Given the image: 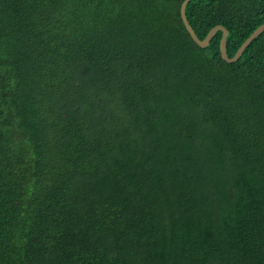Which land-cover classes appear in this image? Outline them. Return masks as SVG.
Masks as SVG:
<instances>
[{"label":"trees","instance_id":"16d2710c","mask_svg":"<svg viewBox=\"0 0 264 264\" xmlns=\"http://www.w3.org/2000/svg\"><path fill=\"white\" fill-rule=\"evenodd\" d=\"M184 1L0 0V264H264V32Z\"/></svg>","mask_w":264,"mask_h":264},{"label":"water","instance_id":"95a60500","mask_svg":"<svg viewBox=\"0 0 264 264\" xmlns=\"http://www.w3.org/2000/svg\"><path fill=\"white\" fill-rule=\"evenodd\" d=\"M191 1L192 0H185L181 7V16H182V20L185 24L187 31L189 32L190 36L195 41V43L198 44L201 48L209 47L211 44V41L214 39L217 32L223 31V37H222L220 49H221V55H222L223 60L228 63H237L243 56L246 49L264 32V24H263L244 42V44L241 46L237 54L233 58H230L228 55V50H227V38L229 36V31L225 29L224 27L222 26L215 27L214 29L211 30V32L208 34V36L204 40H201L198 38L194 29L190 25L189 20L186 15L187 6Z\"/></svg>","mask_w":264,"mask_h":264},{"label":"bare ground","instance_id":"6f19581e","mask_svg":"<svg viewBox=\"0 0 264 264\" xmlns=\"http://www.w3.org/2000/svg\"><path fill=\"white\" fill-rule=\"evenodd\" d=\"M218 32H219V31H218ZM218 32H217V33H218ZM198 38H199V37H198ZM227 39H228V38H227Z\"/></svg>","mask_w":264,"mask_h":264}]
</instances>
